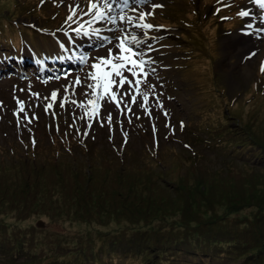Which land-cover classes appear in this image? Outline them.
Returning a JSON list of instances; mask_svg holds the SVG:
<instances>
[{
  "label": "rangeland",
  "instance_id": "374dc122",
  "mask_svg": "<svg viewBox=\"0 0 264 264\" xmlns=\"http://www.w3.org/2000/svg\"><path fill=\"white\" fill-rule=\"evenodd\" d=\"M82 1V0H80ZM85 1V0H83ZM153 0H149L151 2ZM158 1V0H156ZM213 1V0H205ZM239 0H226V4L230 10L239 16V25L242 24V16L239 15L241 9L238 8ZM189 0H186L184 12V19L191 25H196L198 17L200 15L205 16V8L200 7L196 4L193 8V12L196 16L194 19L192 12L189 7ZM157 3V2H154ZM254 9L261 10L264 13V8L260 4L253 5ZM148 6L140 8V10L146 11ZM161 14L163 16H176L178 10H174L170 13L172 8L170 5H165ZM113 9H116L114 6ZM207 9V8H206ZM206 14L216 12L214 5L211 4L208 7ZM148 11H153L152 8ZM70 14L69 8L64 4L63 0H0V44L5 45L6 49L10 52H16L20 50L22 36L28 40L32 38L34 44H37V37L35 34L32 35L30 30L23 26H11V23H17L19 19H31L32 17L38 21L41 29L56 30L61 28H67L69 31H73L78 27V23H66L67 17ZM133 15H136L134 13ZM159 13L154 11L153 15L147 16L144 23L153 25L155 23H161L162 20L158 17ZM81 11L77 10V15L74 20L79 23H84L89 20V16H83L81 19ZM25 21L19 22L22 25ZM257 23L260 27V33L258 34L260 42L254 43L248 49H258L262 45L264 49V16L258 18ZM220 23L214 29V25H208L203 29L202 32L194 28H188V33H182L184 41L188 42L189 60L187 61V67L183 70L182 74L184 77H180L181 72L179 70H173L172 68L165 73L167 77H158L159 59L156 48L148 50V45H153L152 41L145 39V43L141 44V50H144L146 55L145 59L149 60L148 69H154V72L149 73L148 83L154 86V89L148 91L149 100L147 107L149 112H145L143 108L138 107V104H143L142 93L145 91L146 86H140V93L136 94L137 103H131L128 96L121 98L118 94L115 100L111 99V94L116 93L117 89L113 86L110 91H105L102 82L98 83L91 79L86 80L85 78L92 72H96L99 77L104 71H111L110 66L101 65L100 70H94L90 67L92 63L98 62V54L95 51L94 54H89L88 63H81L79 60V66L76 69L62 71L60 76L57 75L52 68H48L54 75H44L43 72L36 74L38 69H27L23 70L21 66L15 68L13 72H0V145L6 147V150H1L0 147V237L7 239L17 238L16 236L26 235L31 233L29 238L34 237L40 239L44 244L50 245L52 241L59 239L58 235L61 233V222L68 219L65 208H59L56 202L44 200L35 202L34 199L39 200L38 194H34L31 187L35 183L38 185L41 191H47L49 188H58L62 182L64 183H75V185L82 184L84 178L102 182L108 186L109 190L112 187L108 182H119L120 180L127 185L134 184L137 188L144 184L143 176L138 177H127L124 179L117 178L118 175H105L101 172H93L88 175H84L88 167L81 166L79 175L73 176L72 173H61L58 175H26L22 172L10 169L9 165L19 160H32V164L36 167L42 165H51V160H58L61 157H65L71 162V164H77L76 161H87L89 157H98L104 159L110 158L113 155L114 146L121 149L123 144L126 146L125 156L127 161L125 165L137 166L138 169L149 168L147 163L155 161L156 154L153 151L157 149L159 155L158 159H162L161 154L169 155V158L180 159L182 156L189 155L190 152H195L200 148L195 144L196 135L200 136L198 129L196 128L197 119L200 114L206 112L210 113L212 110L211 105L203 100L201 93L196 95V86L203 92L213 87L214 92L222 94L218 99L220 107L225 108L231 112L233 109L226 108L224 101L228 97H232L236 94L240 97L235 103V109H239L245 112H252L255 108H261L264 110L263 99L249 93L245 90L248 85H245V80H252L255 77H260L261 68L264 67V62L260 65L259 70L257 69L254 73L252 68L257 65L256 56L254 57L255 63H242L241 60L243 53L241 50H237V44L246 43L250 39L242 38L236 40L233 35L229 36L228 48H224V43L221 46L219 43L218 35L221 31L219 27ZM116 26L113 25V28ZM97 28L95 24L85 23L84 29ZM131 28V32L142 36L141 30ZM110 36L113 32L109 33ZM120 33L117 32V35ZM226 38V37H225ZM115 43V42H114ZM112 44H107L105 49H108ZM14 49V50H13ZM244 49V48H242ZM118 49L113 48V54ZM248 51V50H247ZM104 57L107 56V51L103 52ZM16 56H20L17 54ZM80 56L78 52H70V57ZM167 55H165L162 60ZM2 66V65H0ZM3 68L4 65L2 66ZM63 70V67L59 68ZM125 76H129L128 72H124ZM54 77H62L59 80ZM209 77H221V83L215 78L213 83ZM79 78L81 85L71 87L72 91L78 93L83 92L82 85L92 84L94 87L87 89L89 105L93 107L96 113L100 114L104 126L100 129L96 127L90 131L91 135L95 140H90V150L94 147V154L86 157H79L80 154L77 152L70 154L66 152L69 150V146L61 145L62 143L57 140L53 143L50 139L53 138L54 130L58 129V135L62 142L65 139V134H69L71 131H76V126H64L61 127L53 120L52 111L48 106V100L44 97H51L54 91L63 93L68 86H71L73 82ZM109 79L119 80L114 74ZM225 85V86H224ZM128 85L125 84L124 88ZM124 88H120L119 92H123ZM254 89H258L259 86L253 84ZM23 90V91H21ZM261 92V91H260ZM262 93V92H261ZM34 94H38L34 95ZM248 95L256 103V106L245 105L251 103L249 100H244V97ZM205 96V93H204ZM91 101V103H90ZM124 101H128L127 105ZM211 102L215 104L216 99L211 97ZM21 104L24 111H20ZM205 107V108H203ZM197 109V110H196ZM236 111V110H235ZM111 112L113 120H126L129 122H135L136 117L141 118L143 121V128L147 131L145 134L138 135L136 130L132 129L129 124L125 121H115V124L108 123V113ZM197 112V116H196ZM46 118L40 116L44 115ZM93 114L90 113V117ZM221 111L215 114L212 118H206L204 120V126L209 123L211 125H217L220 123ZM245 118V116H243ZM60 122H70V119L65 116H60L58 119ZM29 121H31L29 123ZM232 121V119H231ZM142 124L136 121L134 124L135 128H138ZM181 125H185L183 128ZM259 127L264 130V114L259 117ZM235 127L234 125H231ZM33 129H37V140L38 144L34 150L29 151V155L26 156L25 147L21 141L17 138L18 133L21 138H25V135L31 132ZM210 139L214 137L209 133ZM159 139L160 143L157 147L151 145V138ZM166 137V138H164ZM29 139V138H25ZM247 142H250L251 147L255 150H261L264 152V135L256 139H250L245 136ZM252 142V143H251ZM10 144V151L8 154L2 152H8L9 148L7 145ZM243 142H236L235 147L239 148L244 146ZM148 147L153 151H148ZM222 149L224 158L227 162H231L235 157L231 154L233 150L232 145H225ZM8 148V150H7ZM34 148V147H33ZM112 149V152H111ZM44 150L47 151L45 154ZM216 152V149H214ZM12 153H14L12 155ZM202 153L205 157L211 160L210 164L213 165L214 169L221 170L223 164L219 161L220 159L213 155V153L206 148L202 149ZM137 156H142V160L139 158L133 159ZM264 161V158H263ZM96 164L99 161H95ZM69 165V164H68ZM169 164L158 162L157 172L160 178H164L161 175L162 171L169 167ZM120 167V166H119ZM182 168V167H180ZM78 169V170H79ZM85 170V171H82ZM21 171V170H20ZM84 172V173H83ZM156 172V171H153ZM210 172V171H209ZM258 175L254 176H243L239 179L228 180L225 179L222 182L216 183L209 181L206 184L198 186L196 192H185V189L177 188L173 190L169 186H166V182L162 181L158 186H150L153 188L154 193L161 196L162 199L169 198V200H163L166 221L168 224L176 223L177 220L175 209L176 204L182 201L189 204V216L201 217L204 219H215L211 220L210 227H218L219 224L226 226L230 231L238 232L245 235H254L257 231H264V172L261 170L256 171ZM147 176V175H146ZM120 183H115V186ZM97 185V184H95ZM161 186L160 192H157ZM172 189V192L170 189ZM33 194V195H32ZM189 195V197H187ZM24 196V198H23ZM154 196V195H153ZM153 196L149 199L152 200ZM160 196H157L159 198ZM146 197V196H144ZM174 205L172 207V204ZM82 204L81 206H83ZM130 212V210H129ZM126 214L128 213L125 212ZM88 217V216H87ZM86 226L82 223V220L74 223V228L81 232L86 229L101 230L103 232H117L116 239L121 240L124 237L128 240L139 242L142 238L139 236L141 233L147 235L149 238L151 234L158 233L159 230H149L148 228L141 229L144 225L142 223L133 224L132 222L124 220L122 221H111L99 225L96 220L91 219ZM128 218V217H126ZM88 221V220H87ZM60 226H59V225ZM179 230H172L169 235L173 239V236L184 235L189 231L184 224L176 223L173 224ZM67 229V228H66ZM72 229V230H73ZM68 230V229H67ZM199 230V228H195ZM69 231V230H68ZM71 233V231L69 232ZM264 234V232H263ZM36 236V237H35ZM115 236V235H112ZM139 236V237H138ZM26 240L24 236L20 237L19 240ZM73 246V242H70ZM76 244V242H75ZM30 245V244H27ZM69 245V244H68ZM70 246V245H69ZM71 247V246H70ZM44 248L49 249L48 246ZM50 254V253H48ZM23 262L22 260L18 261ZM174 261H172V264ZM131 264V263H130ZM132 264H141L134 263ZM146 264V263H143ZM162 264V263H161ZM213 264V263H211ZM215 264V263H214ZM222 264H238L230 263L226 260V263Z\"/></svg>",
  "mask_w": 264,
  "mask_h": 264
},
{
  "label": "trees",
  "instance_id": "16d2710c",
  "mask_svg": "<svg viewBox=\"0 0 264 264\" xmlns=\"http://www.w3.org/2000/svg\"><path fill=\"white\" fill-rule=\"evenodd\" d=\"M11 26H13L12 23ZM50 140L56 143L59 139L53 137ZM37 144L38 142L35 145ZM77 147L78 151L86 157L94 154L95 148L91 151L87 146L78 145ZM221 148L225 147L221 145ZM247 148L253 149L250 142H247ZM47 151L50 150H44L43 153L45 154ZM95 161H99V163L96 164ZM124 161L125 157L122 156L106 157L102 160L98 157H89L86 162L76 161L77 164H71L65 157H61L56 161L51 160V165H42L38 169L36 168L38 166H34L32 161L19 160L10 164V169L22 172V175L51 174L54 176L69 172L73 176H78L81 171L79 168L83 166L88 167L84 175L101 172L107 176L118 175L119 179L143 176L146 180L138 188L134 184L126 186L121 180L114 183L108 182L112 187V190H109L108 186L102 182L86 177L80 185L62 182L58 188L47 187V191H41L35 181L31 187L34 194H38V197L35 198H39V200L34 199L35 202L38 203L45 197L47 201L56 202L59 208H65L64 212L68 215V219L61 222V226L58 224L61 227L59 239L55 242L52 241L50 245L44 244L38 238L28 239L31 233L16 236L17 238L14 239L0 237V264H118L126 256L125 259L129 261L125 264H132L134 261L141 264H171L172 261L181 262L187 258L199 259L207 255L211 260L217 262L229 260L241 264H264V231L259 230L257 233H253L254 235H245L230 231L221 224L218 227H210L209 222L215 219L189 216V204L184 201L176 204L177 220L174 222L184 224L190 232L173 236V239L170 236H164L169 235L172 230L179 229L173 225L176 223L168 224L166 221V216L169 215L165 213L163 200H169V198L162 199L150 187L158 186L164 181L166 186L173 190L180 188L185 189V192H196L198 186L203 183L206 184L209 181L219 183L225 179L235 180L243 176H237L235 172L226 175V172L221 171L198 172V174L193 172L189 164L185 176L170 174L163 176V179L149 168L143 167L141 170L137 166L130 168L129 165L124 164ZM243 165L250 167L246 163ZM257 168H261V171L264 172L263 166L252 167L253 170H257ZM144 169L147 170L144 171ZM244 174L258 175L251 170L245 171L241 175ZM115 183L120 184L115 186ZM172 189H170L171 192ZM160 190L161 186L157 192ZM151 196H153L152 200L149 199ZM157 196L160 197L157 198ZM82 204L84 205L81 206ZM173 205L174 203L169 207ZM90 216H93L91 219L96 220V223L100 225L111 221L124 222L126 220L133 224L142 223L144 226L140 227L141 229L145 227L149 230L157 229L161 234L153 233L145 239L144 237L147 235L143 236L141 233L139 236L142 240L136 242L137 237L134 238V241L125 237L117 240L115 238L117 232L92 231L91 229L81 232L73 229L74 223L81 220L86 226L90 222ZM195 228H199V230H195ZM70 231L71 233H69ZM22 236L26 240H19ZM69 241L73 242L74 246ZM44 246H48L49 249ZM20 260L23 262L19 263Z\"/></svg>",
  "mask_w": 264,
  "mask_h": 264
},
{
  "label": "snow or ice",
  "instance_id": "6c2138e0",
  "mask_svg": "<svg viewBox=\"0 0 264 264\" xmlns=\"http://www.w3.org/2000/svg\"><path fill=\"white\" fill-rule=\"evenodd\" d=\"M87 4V10L85 11L83 6L79 3L74 5H69L70 14L67 17L66 23H78V27L73 29L77 35H80L84 30L85 23L91 25L93 22H104L106 25L111 24L115 25V28L109 27L107 30L113 32L112 36H100V29H94V32L98 38L104 40L107 44H112V48H108L107 56L99 58V62L92 63L90 67L94 70H100L101 65L110 66L111 71H104L98 77L96 72H92L85 79H91L97 81L98 83L102 82L105 91H110V89L115 86L117 89L116 93L111 94V99L115 100L117 94L123 98L128 96L131 103H137L136 94L140 93V86L143 84L146 86L145 91L142 93L143 104H138V107L144 109L145 112H149L147 107V102L149 100L148 91L154 89V86L148 83L149 73L154 72V69H148L149 60L145 59V51L141 50V44L145 43V37H147V30L153 29L154 26L151 24L144 23L143 21L147 16L153 15L154 11L145 12L140 10V6H148L149 0H85ZM257 3L264 8V0H257ZM114 6L119 8V12L116 15H112ZM162 7V5L152 4L151 8L155 9ZM81 11V19L83 16H90L91 19L85 21L84 23H79V21L74 20V17L77 15V10ZM136 13V15H128L127 11ZM240 16H248L247 12H240ZM129 26L141 30L143 33L142 36L137 35L134 32H131ZM251 27V25H249ZM119 32V35L115 33ZM84 35H88L87 31H83ZM158 39V37L156 38ZM115 42V43H114ZM104 44H101L103 47ZM113 48L118 49V51L113 54ZM148 50H151V45H148ZM88 56L81 55L80 62L88 63ZM128 72L129 76H125L124 72ZM261 71H264V67L261 68ZM114 74L115 77H118L119 80L109 79L110 76ZM127 84L128 87L124 88V85ZM81 85V81L77 78L71 87H76ZM92 84H83L82 88L84 91L83 95H88L87 89L93 88ZM120 88H124L123 92H119ZM67 90V88H66ZM23 91V90H21ZM75 94V93H73ZM37 95L38 94H34ZM56 93H52L51 97H44L45 100L52 99L55 100ZM73 103H76L73 101ZM91 103V101H90ZM127 105L128 101H124ZM49 104L47 107H51ZM63 107V102L60 105ZM20 111H24V108L21 104ZM149 114H151L149 112ZM108 123L112 122L111 112L108 113L107 117ZM31 121H29L30 123ZM183 127V125H181Z\"/></svg>",
  "mask_w": 264,
  "mask_h": 264
},
{
  "label": "bare ground",
  "instance_id": "6f19581e",
  "mask_svg": "<svg viewBox=\"0 0 264 264\" xmlns=\"http://www.w3.org/2000/svg\"><path fill=\"white\" fill-rule=\"evenodd\" d=\"M14 50V49H13ZM21 50V49H20ZM15 51H19V50H15Z\"/></svg>",
  "mask_w": 264,
  "mask_h": 264
}]
</instances>
